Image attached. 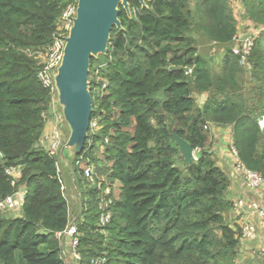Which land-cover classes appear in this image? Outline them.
Here are the masks:
<instances>
[{"label": "trees", "instance_id": "trees-1", "mask_svg": "<svg viewBox=\"0 0 264 264\" xmlns=\"http://www.w3.org/2000/svg\"><path fill=\"white\" fill-rule=\"evenodd\" d=\"M70 1L0 0V201L27 189L21 217L0 212V264H66L55 234L68 226L69 208L56 160L39 146L52 97L37 77L36 56ZM243 6L259 28L249 67L232 52L238 21L230 0L145 7L130 0V15L119 6L122 29L111 30L106 54L90 64L91 121L99 130L70 162L79 193L78 264H238L230 179L208 143L210 126L230 127L239 160L264 177V2ZM199 36L223 50L218 71L200 53ZM246 67L249 87L239 81ZM195 93L207 94L203 105ZM174 129L196 151L188 166ZM11 166L22 167L15 187L5 173ZM86 166L114 189L106 233Z\"/></svg>", "mask_w": 264, "mask_h": 264}, {"label": "built area", "instance_id": "built-area-1", "mask_svg": "<svg viewBox=\"0 0 264 264\" xmlns=\"http://www.w3.org/2000/svg\"><path fill=\"white\" fill-rule=\"evenodd\" d=\"M264 2V0H262ZM232 4L243 5V0H230ZM78 0H71L65 9L63 10L59 20L56 23V31L53 35L52 42L36 56L38 59V65L40 67L37 77L41 85L49 90L51 94V105L48 116L54 113L55 100L58 98V91L55 83V75L60 67L64 49L66 46V39L70 34V30L74 24V19L77 15ZM255 37L239 36L234 39L237 45L232 48L234 55L239 56L242 64L248 65L247 57L253 47ZM191 70L188 71L190 73ZM53 108V110H52ZM49 116V117H50ZM56 119V117H55ZM57 121V119H56ZM63 120L57 121L51 133L48 135H42L39 146L44 149L50 157L56 160V169L58 180L62 183L61 174L59 172L58 157H60L61 149L67 142V138L64 136L63 130L60 128V123ZM258 125L261 130L264 131V114L260 117ZM99 130L98 121H91L90 130L92 133H96ZM232 153L234 154V169L236 174L243 179L247 189L255 194L256 197H240L232 201L231 207V221L233 226L239 228L240 248H246L247 244H251L257 241L261 233L264 232V177L257 171L250 170L239 160L237 152L232 147ZM81 160L78 161V164ZM5 173L10 180L13 187L22 178V167L11 166L6 168ZM84 176L87 180V188L99 191V227L104 231L105 227L110 223L112 217L111 207L114 202V189L111 185L103 184V181L96 175L94 167H84ZM63 188V187H62ZM27 195V189L24 186L19 187L11 195H8L0 201V212L6 217L16 216L14 214L22 213L23 204ZM19 217V216H18ZM79 216L70 223L66 229L62 232L55 234L61 247V258L66 264H78L80 261V254L77 251L80 239V233L77 227V219ZM260 250V251H259ZM264 250L258 249L255 253L260 254ZM104 258L92 260V264L104 263Z\"/></svg>", "mask_w": 264, "mask_h": 264}, {"label": "water", "instance_id": "water-1", "mask_svg": "<svg viewBox=\"0 0 264 264\" xmlns=\"http://www.w3.org/2000/svg\"><path fill=\"white\" fill-rule=\"evenodd\" d=\"M129 1L78 0L77 15L66 39L62 63L55 75L59 103L70 132L61 149V159L72 178L68 158L71 160L84 151L92 120L93 98L89 81L91 59L106 54L111 30L114 27L122 29L119 6H123L130 15ZM137 1L145 7L146 1L151 0ZM172 138L186 166L197 160L192 145L181 138L175 129Z\"/></svg>", "mask_w": 264, "mask_h": 264}, {"label": "rangeland", "instance_id": "rangeland-1", "mask_svg": "<svg viewBox=\"0 0 264 264\" xmlns=\"http://www.w3.org/2000/svg\"><path fill=\"white\" fill-rule=\"evenodd\" d=\"M193 7V4H192ZM233 13L238 21V35L239 36H249L252 35L254 32V24H251V22H248V18L246 17L245 13V8L243 5H235L232 7ZM196 17V16H195ZM199 40V51L200 53L204 54L208 60L211 61L214 70L218 71L220 69V62L221 58L223 56V50L216 46L213 43L207 42L202 36L198 37ZM237 45L236 41H234L233 47ZM232 47V48H233ZM100 56V55H99ZM98 56V57H99ZM239 81L246 87H249L252 79L249 74V68L246 67L244 69V72L240 75ZM207 94H198L195 93L194 97L196 100V104L198 106L203 105L205 99H206ZM55 110H52L54 114L48 118H52L53 123L57 124V121L63 120L60 123V128L64 132V136L68 139L70 132L68 129V125L65 121L62 107L60 106L59 103V98L55 100L54 104ZM47 116V115H46ZM57 121H56V119ZM210 131H211V141L208 143V146L211 151H214L216 154L223 153V151H227L231 158L234 159V154L232 153V149L230 147L231 144V131H224V130H219L216 131L215 128L216 126H210ZM213 127V128H212ZM224 128V127H220ZM68 136V137H67ZM215 154V156H216ZM69 161L71 162L70 158H68ZM58 166H59V172L61 174V179H62V187H63V195L68 203V208H69V217H70V223L73 222L77 217H78V208H79V194L76 189H74V185L72 181H70V174L69 170L67 169L66 165L62 162L61 159V154L60 157H58ZM119 186V185H118ZM115 192L118 194L119 189H115ZM16 216H9V217H18V214H14ZM242 246V245H241ZM239 246L238 249V256H237V263L238 264H264V251L260 252V254L255 253V251H258V248H255L254 246H250V244H247L246 248H242ZM260 251V250H259Z\"/></svg>", "mask_w": 264, "mask_h": 264}, {"label": "crops", "instance_id": "crops-1", "mask_svg": "<svg viewBox=\"0 0 264 264\" xmlns=\"http://www.w3.org/2000/svg\"><path fill=\"white\" fill-rule=\"evenodd\" d=\"M231 6L233 7V6H235V4L231 3ZM248 22H250V21L248 20ZM251 24H253V23L251 22ZM254 29L255 30L252 33V35L256 38V36H257V34L259 32V28L254 25ZM237 35H238V33H237ZM55 125L56 124L53 123L52 118H49L46 121L43 135L50 134ZM215 130L216 131H219V130H224V131H229L230 130L231 131V128L230 127H226V128L216 127ZM230 147H231V149L233 147L232 132H231V144H230ZM212 152L214 154H216L214 151H212ZM215 157L217 159L218 166L228 175V177L230 179V187H229V191H228L226 197L231 202L234 201L237 198H240V197H250V198L256 197L253 192H251L249 189H247L246 184L243 181V179L236 174L235 169H234V160H235V158L234 159H230L231 156H230V154L227 151H223V153L216 154ZM71 181H72V179H71ZM73 185H74V189L77 190L78 188H77V186L75 185L74 182H73ZM63 187H64V185H63ZM77 192H78V190H77ZM230 214H231V212H230ZM18 215H19V217H21L22 213H20ZM250 246H254L255 248L264 250V232H262L260 238L257 241L251 243Z\"/></svg>", "mask_w": 264, "mask_h": 264}]
</instances>
